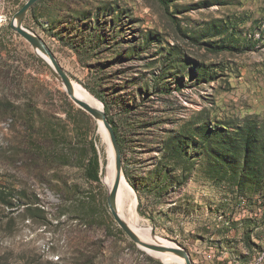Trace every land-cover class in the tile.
Here are the masks:
<instances>
[{
    "label": "rangeland",
    "instance_id": "1",
    "mask_svg": "<svg viewBox=\"0 0 264 264\" xmlns=\"http://www.w3.org/2000/svg\"><path fill=\"white\" fill-rule=\"evenodd\" d=\"M26 1L0 0V264H177L114 221L97 120L9 26ZM20 24L103 104L158 243L194 264L264 257V0H38Z\"/></svg>",
    "mask_w": 264,
    "mask_h": 264
},
{
    "label": "water",
    "instance_id": "2",
    "mask_svg": "<svg viewBox=\"0 0 264 264\" xmlns=\"http://www.w3.org/2000/svg\"><path fill=\"white\" fill-rule=\"evenodd\" d=\"M38 0H27L12 16L10 20V28L17 32L20 36H22L37 52V54L40 56V58L46 63L45 56L50 60L51 65L49 63H46L48 67L50 68L51 72L54 74L55 77H57L64 85L67 94L71 98V100L83 111L87 112L89 115H91L96 120H102L104 126L108 130L109 140L113 146L114 152H115V163L117 168V174L114 179L113 185L111 189L108 191L106 201L108 208L110 210V213L114 219V221L117 223V225L126 233V235L134 241L138 246L141 248L150 249L153 251H169L172 252L180 257L184 258L185 264H194L190 258L189 253L184 250L183 248L178 247H164L158 244L148 243L140 240L136 234L132 231V229L128 226V224L122 219V217L118 214L116 210V193L120 181V172H121V153H120V147L118 144V140L115 134V131L109 122L106 114L104 111L98 110L92 106H90L85 101L79 99L76 97L73 93L72 84L70 81V78L68 77L67 73L64 71V69L60 66L59 62L57 61L56 57L52 53V51L47 47V45L43 42L42 39L37 37L35 34L24 28L20 23L16 24V18H20V20L25 16L27 11L37 2Z\"/></svg>",
    "mask_w": 264,
    "mask_h": 264
},
{
    "label": "bare ground",
    "instance_id": "3",
    "mask_svg": "<svg viewBox=\"0 0 264 264\" xmlns=\"http://www.w3.org/2000/svg\"><path fill=\"white\" fill-rule=\"evenodd\" d=\"M20 23V18H16V24ZM46 63L51 65L50 60L45 56ZM72 84L73 93L79 99L85 101L90 106L104 111L103 104L101 101L96 98L89 90H87L83 85L79 82L70 79ZM98 122V131L100 132L102 138L107 143V164L103 177V181L106 184L108 191L111 189L114 179L117 174V168L115 163V152L113 146L109 140L108 130L103 124L102 120H97ZM137 204L136 194L128 182L127 178L124 176L122 169L120 172V181L116 193V210L118 214L124 219V221L128 224V226L132 229V231L136 234V236L148 243L158 244L164 247H178L177 244H164L158 243L156 241V237L153 236L151 226L142 222L135 210V206ZM149 253L153 254L160 258L164 263L175 262L177 264H185L184 258L180 257L169 251H153L150 249L144 248Z\"/></svg>",
    "mask_w": 264,
    "mask_h": 264
},
{
    "label": "trees",
    "instance_id": "4",
    "mask_svg": "<svg viewBox=\"0 0 264 264\" xmlns=\"http://www.w3.org/2000/svg\"><path fill=\"white\" fill-rule=\"evenodd\" d=\"M226 126V127H225ZM211 130H207V132L210 133ZM214 131H216V135L217 136H223L224 133H226L228 131L227 129V125L225 124H222L220 126L218 125H214ZM256 130V127L254 125H247L244 129H240V132H239V135L237 138H235V140L237 141L236 142V145H233V148L235 149H239V150H243L245 154H247L250 150V145H254V146H257L258 142L257 141H252L254 140V136H257L255 133ZM212 135V133H211ZM209 135V136H211ZM208 136V135H204L203 137H201L202 140H205V137ZM238 141H242V144H239ZM210 144V143H209ZM249 150V151H248ZM252 166H249L248 169L250 170L249 172L252 173V174H256V172L259 171V165L258 163L256 162H252ZM98 160L94 154V157L92 159L89 160V163H88V167H87V176L90 177L91 179L93 180H98ZM255 167V171H252L251 169ZM244 169L247 170L246 167H244ZM242 168V170H244ZM252 176V175H251ZM256 176V175H255Z\"/></svg>",
    "mask_w": 264,
    "mask_h": 264
},
{
    "label": "built area",
    "instance_id": "5",
    "mask_svg": "<svg viewBox=\"0 0 264 264\" xmlns=\"http://www.w3.org/2000/svg\"><path fill=\"white\" fill-rule=\"evenodd\" d=\"M263 259H264V257H259L258 260L254 264H264ZM250 264H252V263H250Z\"/></svg>",
    "mask_w": 264,
    "mask_h": 264
}]
</instances>
